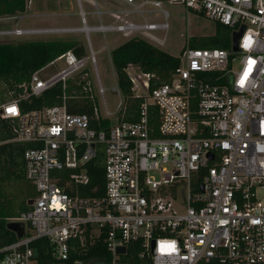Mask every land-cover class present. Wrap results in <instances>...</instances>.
<instances>
[{"label":"built area","instance_id":"obj_1","mask_svg":"<svg viewBox=\"0 0 264 264\" xmlns=\"http://www.w3.org/2000/svg\"><path fill=\"white\" fill-rule=\"evenodd\" d=\"M105 1L131 9L109 13L95 2L100 19L112 14L162 20L93 27L86 33L89 56L65 52L20 85L19 97L0 103L11 141L36 145L24 154L25 177L36 196L30 209L12 220L25 223L26 232L0 249V264H41L32 247L39 239L47 241L46 264H86L72 254L82 256L100 239L110 264H125L132 243H139L142 257L153 264H264V0ZM166 3L232 30L231 48H191L189 37L170 81L155 86V74L129 66L131 98L139 107L131 114L136 120L127 121L128 104L118 84L116 109L107 105L89 34L121 33L161 48L170 30ZM77 4L86 23L82 1ZM23 14L0 18L15 23L11 30L0 29V43L80 32L25 28L21 24L29 16ZM241 31L234 51L233 34ZM91 61L98 93L90 79L84 89L93 111L70 113L67 83L80 73L88 76ZM60 62L56 74L42 75ZM58 84L62 105L23 112L21 101ZM100 153L105 185L93 191L102 195L84 196L88 166ZM120 247L125 254L118 253Z\"/></svg>","mask_w":264,"mask_h":264},{"label":"trees","instance_id":"obj_2","mask_svg":"<svg viewBox=\"0 0 264 264\" xmlns=\"http://www.w3.org/2000/svg\"><path fill=\"white\" fill-rule=\"evenodd\" d=\"M27 11V0H0V18L15 16ZM232 43V30L216 24L214 35L205 37H191L189 46L196 49H225L230 50ZM72 50L78 57L86 56L85 48L75 40H50V41H28L20 43H0V83L4 86V92H13L15 98L23 93L20 85L29 83L34 73L42 70L65 52ZM111 61L115 69L117 83L121 93L127 100L128 111L125 120L135 121L136 115L131 114L137 111L139 101L131 98V83L126 74V69L133 65L145 72L156 75L155 83L161 84L170 81L173 74L180 66V59L171 56L161 49L153 46L141 38H132L123 45L111 52ZM75 90L81 91L79 87L69 86L67 83L66 95L70 97ZM84 95V94H83ZM64 91L61 84L46 91L40 97H30L21 101L20 106L23 112L41 110L46 107H53L63 104ZM85 96V95H84ZM83 96V97H84ZM67 108L70 113H92L93 105L88 100L84 104L78 105L71 99ZM109 121L104 122V126L109 125ZM13 134L9 122L0 119V249L17 241L16 234L7 227L8 223L27 212L30 207L28 202L36 196L33 189L27 196V201L23 202L19 209H14L7 197L2 193L1 186L13 181H26L24 154L28 149L35 148L34 143L12 142ZM103 154L93 160L88 166L90 184L85 188L84 196H100L101 191L94 192L93 189L99 187L103 190L105 185L103 171ZM47 241L36 240L32 247L41 264H46L45 259L49 258L45 250ZM80 258L86 264H110L112 257L107 251L105 242L100 239L96 244L79 256L72 254V259ZM125 264H151L152 260L146 256L142 257V248L139 243L129 245L127 254L122 258Z\"/></svg>","mask_w":264,"mask_h":264},{"label":"rangeland","instance_id":"obj_3","mask_svg":"<svg viewBox=\"0 0 264 264\" xmlns=\"http://www.w3.org/2000/svg\"><path fill=\"white\" fill-rule=\"evenodd\" d=\"M82 8L85 12L86 23L79 15L80 8L77 4V0H27V11L23 14L27 17L21 24L25 28H44L49 26H69L70 24L77 28H84L89 26L93 28L103 24V20L95 15L97 10L95 2L99 4L102 11H121V6L115 5V2H107L105 0H81ZM126 7V8H125ZM123 6V9L130 10L128 6ZM171 18L169 19L170 30L167 35V41L165 46L159 48L162 51L170 54L174 57H179L182 49L185 47L186 41L189 37H205L214 35L216 24L209 19L197 16L192 11L187 12L183 6L165 4ZM59 13L65 15H59ZM134 16H128L127 19H131ZM64 20L62 22L61 20ZM70 20V21H69ZM118 20V19H117ZM161 17L156 15L155 17L145 16V19L135 15L133 21L140 23L144 21L156 22L161 21ZM15 26L14 22H0V29L11 30ZM132 39V36H128L121 33H96L89 34V40L93 48V52L96 57V66L98 68L102 85L105 89L106 102L111 111L116 109L119 102L118 95L114 93V89L117 86V77L115 69L111 61V52L123 45L128 40ZM144 39V38H142ZM10 43H20L28 41H50V40H75L85 48L86 55L90 54V47L88 36L86 32H79L76 34H64L62 36H31V37H9ZM108 45V49L104 47ZM63 67V63L47 69L42 75H54ZM94 64L92 61L89 63L86 73H80L75 76L73 80L68 81L69 86L79 87L81 85V91L75 90L71 93L69 102L75 101L76 104H84V100L89 96V92L84 89V85L89 81L93 84V90L95 94L98 93V85L96 77L93 74ZM0 83V92L5 91V88ZM85 96H84V95ZM92 95V91H91ZM84 96V97H83ZM19 97V96H18ZM15 98L13 92H4L0 94V103L6 102ZM34 186L27 180L13 181L12 183H6L1 186L2 193L7 197L14 209H19L23 202L27 201V196L33 191ZM264 197V192L262 193Z\"/></svg>","mask_w":264,"mask_h":264},{"label":"water","instance_id":"obj_4","mask_svg":"<svg viewBox=\"0 0 264 264\" xmlns=\"http://www.w3.org/2000/svg\"><path fill=\"white\" fill-rule=\"evenodd\" d=\"M242 34H243V31L233 34V49H234V51H238V43H239V40H240ZM32 204H33V200L31 199L28 202V205L30 206ZM7 227L10 231H12L16 234L17 239H22L24 237L25 232H26V224L25 223H23V222H12L11 221L8 223ZM118 253L119 254H125L126 249L124 247H120L118 249ZM151 264H153V263L151 262Z\"/></svg>","mask_w":264,"mask_h":264},{"label":"crops","instance_id":"obj_5","mask_svg":"<svg viewBox=\"0 0 264 264\" xmlns=\"http://www.w3.org/2000/svg\"><path fill=\"white\" fill-rule=\"evenodd\" d=\"M115 5L121 6V8H122L121 11H108L109 13H119L122 11H128V10L123 9V6L125 7V5L120 3V2H115ZM59 15H65V14L59 13ZM133 18L127 19L124 15H121V19L117 20V18L115 16H113L112 14H108L106 19L103 20V24L104 25L119 24V23H123L127 20H133ZM61 21L64 22V20H61ZM49 27H60V26H49ZM63 27H76V26L70 24L69 26H63ZM86 27L89 28V26H87V25H86Z\"/></svg>","mask_w":264,"mask_h":264},{"label":"bare ground","instance_id":"obj_6","mask_svg":"<svg viewBox=\"0 0 264 264\" xmlns=\"http://www.w3.org/2000/svg\"><path fill=\"white\" fill-rule=\"evenodd\" d=\"M23 14V13H22ZM18 15V14H17ZM16 16V15H15ZM79 31L81 32H88V31H92V28H87V27H84V28H80Z\"/></svg>","mask_w":264,"mask_h":264}]
</instances>
